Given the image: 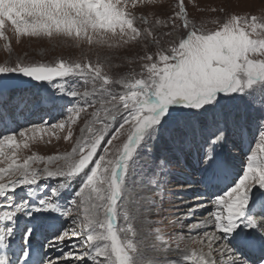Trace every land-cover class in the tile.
Segmentation results:
<instances>
[{"label": "snow or ice", "instance_id": "6c2138e0", "mask_svg": "<svg viewBox=\"0 0 264 264\" xmlns=\"http://www.w3.org/2000/svg\"><path fill=\"white\" fill-rule=\"evenodd\" d=\"M156 5L157 0H0V38L6 41L10 27L17 38H66L104 50L96 61H9L0 67V76L38 82L76 78L83 89L67 91L74 103L59 121L0 135V264H40L27 246L18 261L9 251L14 218L27 207L59 212L67 221L45 245L59 254L43 264H257L246 252L259 253L258 264H264V15L226 13L209 30L189 18L185 0H174L149 19L145 9ZM122 49L137 50L138 70L113 74ZM17 104L0 86V118ZM249 119L256 123L259 154L254 148L248 153L231 186L206 201L197 196L201 202L174 219L164 215L170 168L183 161L208 185L226 178L227 162L218 149L230 130ZM44 137L72 142L71 151L25 154ZM132 175L143 177L135 197L128 194ZM41 180L56 183L41 186L47 195L36 205H12L9 193ZM73 181V199L58 207L60 191ZM198 209L206 211L204 218L188 223ZM31 234L25 232V245Z\"/></svg>", "mask_w": 264, "mask_h": 264}, {"label": "rangeland", "instance_id": "374dc122", "mask_svg": "<svg viewBox=\"0 0 264 264\" xmlns=\"http://www.w3.org/2000/svg\"><path fill=\"white\" fill-rule=\"evenodd\" d=\"M174 3V0H157L156 7L145 9V14L149 19L152 18L153 12L160 14L168 10V6ZM189 18L194 20L198 25L204 28L214 30L215 20H221L225 14H249L264 15V0H185ZM161 5L163 7H161ZM215 9L216 11H213ZM223 9L224 11H220ZM8 37L6 41L0 38V67L6 66L9 61L12 63L25 62L32 64L54 65L59 60L80 61L91 59L96 61L98 55H104V50L98 51L90 48L88 45H76L71 39H49L22 36L17 38L9 27L5 33ZM136 49H122L113 64L112 73L117 75L126 74L133 68L138 70V61L134 59ZM129 61H132L130 64ZM57 80V81H56ZM63 89L64 91H61ZM81 88V82L76 78L61 79L57 78L51 82H41L21 90L9 91L14 99L18 101L17 105L9 106L7 115L0 118V135L18 131L21 128L47 121L49 124L55 123L62 119L66 109L74 103L73 98L67 96L68 90ZM60 101L66 102L67 105L61 106ZM258 115V113H256ZM12 122V123H11ZM79 126L74 128V136H79L82 121L78 122ZM261 143L254 119H249L241 129L230 130L228 141L218 149L221 157L227 162L226 178L221 179L213 185H208L203 174L195 168L185 166L181 161L179 164L170 168L167 177L168 183L164 188L163 208L166 210L164 215L174 219L176 215L188 211L189 205L200 203L197 196H202L203 200L220 191H226L231 186L234 177L241 171L244 159L254 148L259 154L258 145ZM72 142L64 141L62 138L57 140L52 138L49 142L48 137L30 145V150H25L26 155L35 153L40 156H53L71 151ZM43 167V165H37ZM143 177L132 175L128 180V194L135 197L143 188L141 180ZM54 180H41L36 185L18 187L14 192L9 193L13 206L20 204L21 201L27 200L29 206H34L44 196L47 195V189L41 186L47 184L49 187L54 185ZM225 183L227 185L225 186ZM191 185V187H189ZM78 187L75 181L71 187L64 188L60 191L58 197V207L62 208L67 205L68 201L73 199L75 188ZM187 189V192L184 190ZM202 191V192H201ZM256 190L253 189V192ZM3 199V198H0ZM169 201H173L170 204ZM251 204V202H250ZM31 212V215L27 213ZM206 212L204 209H198L197 214L188 219V223H195L202 220ZM182 219L185 217L181 216ZM151 219H159L153 216ZM22 234L20 233L21 227ZM67 226L66 219L59 212H36L31 207L19 211L14 218V234L11 237L12 247H16V256L14 261H18L27 246L33 253L37 251L38 257L43 264L45 258L59 253L45 247L53 236L58 235ZM29 229L32 234L28 236L27 245L24 242V234ZM167 231H176L177 233L187 234V228L180 230L167 228ZM15 237V238H14ZM32 241V242H31ZM207 252V248L204 249ZM258 264V261H256Z\"/></svg>", "mask_w": 264, "mask_h": 264}, {"label": "water", "instance_id": "95a60500", "mask_svg": "<svg viewBox=\"0 0 264 264\" xmlns=\"http://www.w3.org/2000/svg\"><path fill=\"white\" fill-rule=\"evenodd\" d=\"M40 82H44V81H40ZM40 82L17 74L0 76V86H3L8 91L29 88Z\"/></svg>", "mask_w": 264, "mask_h": 264}, {"label": "bare ground", "instance_id": "6f19581e", "mask_svg": "<svg viewBox=\"0 0 264 264\" xmlns=\"http://www.w3.org/2000/svg\"><path fill=\"white\" fill-rule=\"evenodd\" d=\"M57 81V80H56ZM41 84V83H40ZM59 104L61 105V106H65V105H67L66 104V102H64V101H60L59 102ZM12 123V122H11ZM225 185H227V183H225ZM202 192V191H201ZM206 212V211H205ZM23 226H25V225H23ZM23 232V229L21 230V233ZM13 238V237H12ZM15 238V237H14ZM32 242V241H31ZM14 244V243H13ZM35 253H36V251H35ZM218 253H215L214 254V258H216V257H218ZM245 255H246V258H248L249 260H259L261 257H256V256H253V257H251V256H249V255H247L246 253H245Z\"/></svg>", "mask_w": 264, "mask_h": 264}]
</instances>
